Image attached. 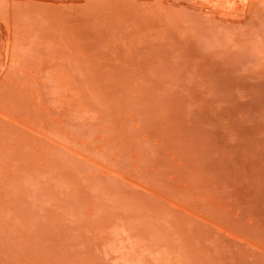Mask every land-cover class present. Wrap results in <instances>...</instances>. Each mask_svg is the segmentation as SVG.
I'll return each instance as SVG.
<instances>
[{
  "label": "rangeland",
  "instance_id": "obj_1",
  "mask_svg": "<svg viewBox=\"0 0 264 264\" xmlns=\"http://www.w3.org/2000/svg\"><path fill=\"white\" fill-rule=\"evenodd\" d=\"M231 15L0 0V264H264V0Z\"/></svg>",
  "mask_w": 264,
  "mask_h": 264
},
{
  "label": "bare ground",
  "instance_id": "obj_2",
  "mask_svg": "<svg viewBox=\"0 0 264 264\" xmlns=\"http://www.w3.org/2000/svg\"><path fill=\"white\" fill-rule=\"evenodd\" d=\"M249 1L251 0H201V3L212 6L214 8H222L228 11L229 14L236 16L238 15V13L244 14V12H246V5L249 3Z\"/></svg>",
  "mask_w": 264,
  "mask_h": 264
}]
</instances>
